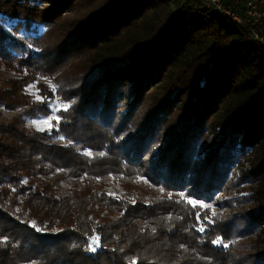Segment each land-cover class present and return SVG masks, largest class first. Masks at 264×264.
<instances>
[{
	"label": "trees",
	"instance_id": "obj_1",
	"mask_svg": "<svg viewBox=\"0 0 264 264\" xmlns=\"http://www.w3.org/2000/svg\"><path fill=\"white\" fill-rule=\"evenodd\" d=\"M0 66L23 75L0 89L19 110L0 121V264H264V42L251 28L205 0H0ZM59 72L57 92L39 83L44 102L22 92ZM55 94L72 102L58 129H28ZM235 166L244 213L177 199L214 200ZM57 169L85 180L62 195L40 181ZM105 171L134 203L95 189Z\"/></svg>",
	"mask_w": 264,
	"mask_h": 264
},
{
	"label": "rangeland",
	"instance_id": "obj_2",
	"mask_svg": "<svg viewBox=\"0 0 264 264\" xmlns=\"http://www.w3.org/2000/svg\"><path fill=\"white\" fill-rule=\"evenodd\" d=\"M244 0H237L236 2H243ZM246 4V2H245ZM41 30H44V28L41 27ZM23 75H20L16 71L8 70L5 66H0V89L5 88L9 85L8 80L9 79H15L20 78ZM58 76H62V73L59 72L55 74L52 78H40L37 79L23 87L22 92L26 95H31L35 101L44 102V97L41 93V86H39L40 82H44L42 85L48 86L50 90H53L54 92H57L58 90V84L56 81V78ZM54 86V87H53ZM37 97H40V99H37ZM51 113L47 115H39L37 117H29L26 121V126L28 129H33L37 131H51L53 129H58V121H60L59 111L60 110H66L69 106H71V101H63V99L55 94V97L49 101ZM19 110L17 109H9L0 107V121L3 122H10L14 119V117L18 114ZM59 117V119H56ZM60 139L64 140V136H59ZM80 153L85 154L87 157H93L94 151L88 147H82L79 150ZM91 153V155H89ZM241 166H235L232 169L231 175H230V182L232 185L230 186V189L228 192H219L214 200L207 202L205 200H199L195 197L188 196L185 192H180V197L177 199L186 201L193 206L199 205L202 206L203 209L206 208L208 212L211 213L212 216H219L224 214H240L241 212H245L248 210V208L253 206V203L251 199H249L251 194V188L249 184H239L235 185L238 182V178L240 177V174L242 173ZM85 178L80 177L79 180L76 179V177L70 176L65 174V171L63 169H57L55 172L51 173L50 175H41L40 181L44 182L45 184H53L56 189L60 192L62 195L70 194L78 185H82ZM28 180L25 178L24 182H27ZM137 182L142 181L143 183L150 184L148 178L146 177H138L136 179ZM94 183L96 184V188H99L101 192H104V194L109 197L115 198V199H123L128 202H135V196L133 197L135 192H130L127 186L125 185V182L121 179V176H117L116 174L108 171H105L103 176L97 177L94 179ZM133 194V195H132ZM136 194V193H135ZM162 190L160 195L162 196ZM168 198H172V194L167 195ZM227 202V203H226ZM105 210V209H104ZM105 213V212H104ZM242 214V213H241ZM95 213L91 214V217H94ZM113 218L119 217V214H112ZM140 225L142 228L148 227V224L146 222H140ZM99 236L97 234L93 235L92 237H89L90 239V249L92 252H94L92 249L95 248L96 250L99 249V241L96 242L95 238ZM237 242L240 243V245H244L242 248H239L236 253L239 258L246 257L248 258L247 254H251L254 252V246L253 243L255 240H252V237L250 238H242L238 240ZM95 250V251H96ZM237 258V257H236ZM245 258V259H246Z\"/></svg>",
	"mask_w": 264,
	"mask_h": 264
},
{
	"label": "built area",
	"instance_id": "obj_3",
	"mask_svg": "<svg viewBox=\"0 0 264 264\" xmlns=\"http://www.w3.org/2000/svg\"><path fill=\"white\" fill-rule=\"evenodd\" d=\"M207 5L222 16L252 29L253 36L264 42V35L258 28L264 24V0H248L242 10H236L223 0H205Z\"/></svg>",
	"mask_w": 264,
	"mask_h": 264
},
{
	"label": "snow or ice",
	"instance_id": "obj_4",
	"mask_svg": "<svg viewBox=\"0 0 264 264\" xmlns=\"http://www.w3.org/2000/svg\"><path fill=\"white\" fill-rule=\"evenodd\" d=\"M53 87H54V86H53ZM37 99H40V97H37ZM56 119H59V117H57ZM89 155H91V153H89ZM200 230H201V231H204V228L202 227ZM95 240H96V242L98 243V241H99V238H98V237H96V238H95ZM214 243H220V241H219V240H217V241H214ZM92 250H93V251H95L96 249H95V248H93Z\"/></svg>",
	"mask_w": 264,
	"mask_h": 264
}]
</instances>
